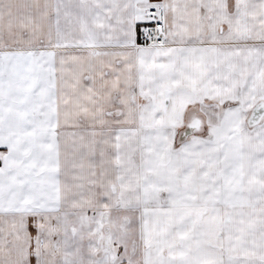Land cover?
<instances>
[{
  "label": "snow or ice",
  "instance_id": "snow-or-ice-1",
  "mask_svg": "<svg viewBox=\"0 0 264 264\" xmlns=\"http://www.w3.org/2000/svg\"><path fill=\"white\" fill-rule=\"evenodd\" d=\"M0 264H264V0H0Z\"/></svg>",
  "mask_w": 264,
  "mask_h": 264
}]
</instances>
